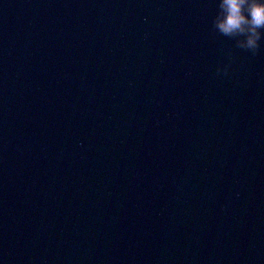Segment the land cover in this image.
Masks as SVG:
<instances>
[{
  "label": "water",
  "instance_id": "95a60500",
  "mask_svg": "<svg viewBox=\"0 0 264 264\" xmlns=\"http://www.w3.org/2000/svg\"><path fill=\"white\" fill-rule=\"evenodd\" d=\"M218 2L0 0V264H264V38Z\"/></svg>",
  "mask_w": 264,
  "mask_h": 264
},
{
  "label": "clouds",
  "instance_id": "9594fccd",
  "mask_svg": "<svg viewBox=\"0 0 264 264\" xmlns=\"http://www.w3.org/2000/svg\"><path fill=\"white\" fill-rule=\"evenodd\" d=\"M212 27L234 39L237 48L259 53L264 38V0H219Z\"/></svg>",
  "mask_w": 264,
  "mask_h": 264
}]
</instances>
